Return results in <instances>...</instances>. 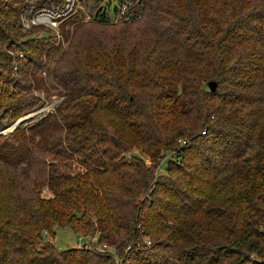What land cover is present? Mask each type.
<instances>
[{
    "label": "trees",
    "instance_id": "trees-1",
    "mask_svg": "<svg viewBox=\"0 0 264 264\" xmlns=\"http://www.w3.org/2000/svg\"><path fill=\"white\" fill-rule=\"evenodd\" d=\"M78 1L100 26L54 57L22 26L49 1L0 0L8 109L40 107L44 70L62 97L0 134V264H264V0H145L119 28ZM58 227L85 246L58 249Z\"/></svg>",
    "mask_w": 264,
    "mask_h": 264
},
{
    "label": "rangeland",
    "instance_id": "rangeland-1",
    "mask_svg": "<svg viewBox=\"0 0 264 264\" xmlns=\"http://www.w3.org/2000/svg\"><path fill=\"white\" fill-rule=\"evenodd\" d=\"M46 1L47 2L49 1L48 2L49 4L46 6L45 9L53 11V15L57 18L59 24L54 28L49 27V26H41L42 29L37 31L35 35H38L40 37L53 35L55 37L53 38L56 40V42H58V49L55 51L54 57L59 55L69 44V41H70L69 35H64V32L72 31L73 27L76 26L75 24L85 25V27H90V28L100 26L98 25V23H95V25L93 24L94 19H93L92 14H94L95 10L94 9L91 10L89 8L91 7L90 5H95L96 4L95 2H88L87 5H85V4H82V2L78 0H46ZM144 1L145 0H141V6H140L141 8L137 7V8L142 9L141 17L137 19L138 22L132 24L131 26H134V25H137V23H140V20L143 17L142 15H144V12H145L144 11ZM101 4H102L101 6L105 7L104 11L106 12V14L109 15V17H111L113 15L114 7L117 6V1L116 0H101ZM112 23L113 25H115L114 27H117V28L121 27L120 26L121 24L114 23L113 21ZM24 29H29V28H24ZM62 30H63V34H62ZM29 33H30V30L27 31V34ZM13 49L14 47H11L9 50H4V52L6 51L8 55L14 56V54H10V52L14 53ZM51 64L53 63L50 62V64L48 65L51 66ZM2 72H3V75L0 78V92L4 87L8 86V81H11L10 86H12V84L15 83L14 81L17 79H20L21 77L18 74L16 75L14 73H10V71L9 72L2 71ZM41 77L44 78V82H45L44 85L46 88L49 89L50 92L49 94L41 92V97L43 98L42 99L43 102H40L37 105V106L40 105V107H37L36 109L33 108V110L22 112V113L13 112L9 110L8 106L6 105L10 103L9 102L10 100L5 99L4 97L0 95V121H1L2 127L4 125L3 128H5V129L0 128V134L8 133V131L11 130L13 126L7 127V125H11L14 123H15L14 125L20 124L21 126H30V125L36 124L39 120H41V118L46 112L52 111L53 107L55 105H58L59 102L62 100V97L60 96L61 90L55 86L54 82L52 81L51 77L48 75L46 70L42 71ZM20 83L22 85L26 84V86H29V83L33 84V77L29 76L26 78V80H21ZM34 94L37 95V92H34ZM16 97L18 96L16 95ZM134 152L139 153L135 149H134ZM141 156L147 162L149 161L146 155H141ZM158 171L163 172L161 167L159 168ZM40 191H41L40 194L43 196H49L51 194L48 188L45 186L42 187ZM55 231L56 232L53 237L46 235V240L53 242L54 245L58 249L79 247L78 245L79 238L81 239V241H83V237H82L83 234L82 233L76 234L69 227H62V228L58 227L55 229ZM94 239H96V237H94ZM144 240L150 241V239L147 237H145ZM83 242H81V244ZM251 257L254 259H258V260L262 259L261 256L251 255ZM118 259L119 258H117V261L116 259H113L114 264L119 261Z\"/></svg>",
    "mask_w": 264,
    "mask_h": 264
},
{
    "label": "built area",
    "instance_id": "built-area-1",
    "mask_svg": "<svg viewBox=\"0 0 264 264\" xmlns=\"http://www.w3.org/2000/svg\"><path fill=\"white\" fill-rule=\"evenodd\" d=\"M141 0H122L117 6V10L110 17V21L118 24H127L132 21H136L141 17ZM140 7V8H137ZM57 18L53 15V11L48 9L37 10L33 15L29 17H22V26L24 28H30L33 26H49L56 27L58 25ZM12 54V52H10ZM18 57L22 58L23 54L18 53ZM204 133V131L202 132ZM180 143L184 144V140H179ZM159 170V169H158ZM146 243L150 244V241L145 240ZM78 245H81V239L79 238ZM120 264V260L117 262Z\"/></svg>",
    "mask_w": 264,
    "mask_h": 264
},
{
    "label": "water",
    "instance_id": "water-1",
    "mask_svg": "<svg viewBox=\"0 0 264 264\" xmlns=\"http://www.w3.org/2000/svg\"><path fill=\"white\" fill-rule=\"evenodd\" d=\"M207 85H208V87H209V90H211V91L215 90V88H216V86H217L216 82H214V81H210V82H208ZM82 246H85V244L83 243Z\"/></svg>",
    "mask_w": 264,
    "mask_h": 264
}]
</instances>
